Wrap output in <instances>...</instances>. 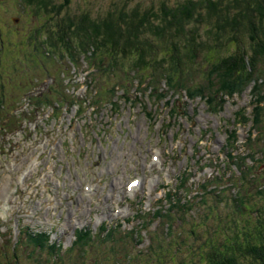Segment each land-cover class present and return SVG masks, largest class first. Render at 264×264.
<instances>
[{
	"label": "trees",
	"instance_id": "1",
	"mask_svg": "<svg viewBox=\"0 0 264 264\" xmlns=\"http://www.w3.org/2000/svg\"><path fill=\"white\" fill-rule=\"evenodd\" d=\"M22 3L23 9L57 19L54 32L44 40L62 55L75 57V52L79 51L84 56H95L106 52L113 63L121 60L125 65L129 60L136 72L154 74L163 71L169 85L175 87L186 86L185 80L182 81L184 76L188 77L185 71H197L195 67L186 69L188 64L205 58L209 71L204 72L200 67L197 74L205 82L201 89L212 92L208 104L213 107L218 100L216 95H220L222 101L225 97L232 99L235 93L241 94L264 74V0H186L172 7L164 4L159 10L138 6L118 10L119 5L115 4V10L100 17H92L88 12L69 15L66 6L54 4L52 0H23ZM244 35L251 40L250 50L245 47L247 42L242 40ZM110 67L116 70L114 65ZM151 76L150 84H157L155 75ZM202 90L195 93L203 95ZM223 104L219 102L217 109L221 110ZM260 177H255L251 185L260 183ZM238 189L230 197L217 198V202L229 203L234 205L236 212L241 211L239 222L231 216L224 220L234 233L233 241L220 245L217 235L209 238L207 231L202 246L197 242L200 232L193 229L185 237L196 238L195 243L200 248L196 255L174 254L177 248L174 243L167 244L164 249L163 245H158L154 255H149L159 261L155 264H185L183 261L192 264H264V188L258 192L259 200L252 205L250 203L256 197L244 195L239 185ZM168 198L171 202L172 198ZM243 226L248 228L242 230ZM88 241L92 242L90 238ZM201 246H209L210 250H202ZM160 247L162 252L157 256L155 253L159 254ZM163 250L165 254H162Z\"/></svg>",
	"mask_w": 264,
	"mask_h": 264
},
{
	"label": "rangeland",
	"instance_id": "2",
	"mask_svg": "<svg viewBox=\"0 0 264 264\" xmlns=\"http://www.w3.org/2000/svg\"><path fill=\"white\" fill-rule=\"evenodd\" d=\"M54 4H58V5H63L66 6V13L69 15H79L80 13L83 12H88L92 15V17H100L103 16L105 14H108V12L115 10V4H118V10L119 9H125L127 6L131 9L133 7L138 6L140 9H144V8H148V9H154V10H159L162 6L167 5L169 7L178 5L180 3L186 2V0H52ZM112 1V2H111ZM213 2L216 0H212ZM21 2H23V0H19V3H16V1L14 0H0V57L3 59H7L9 56L11 58H13V60L7 61L6 65H10L13 66L15 64L18 63V60H16V58H19V62L20 61H28V64H30V67L32 68L31 70L35 72L34 77L36 79H38L39 77L42 76V71L36 70V65L35 63H39L40 60H36V61H31L29 60L30 58H36V54L40 55L42 57H44V54L46 53V50L43 48L42 51L43 53H40V49L38 48L36 51H32L33 49V45L34 42L29 46L27 43L30 42L31 40L29 39V35H27V39L23 40L22 39H18L20 36H22L23 33V28L27 27V17H29L30 15H33L34 12L30 11V10H26L23 11L22 9H20L21 7L18 5ZM19 9H18V8ZM127 7V8H128ZM20 11L21 15L25 16V19L20 18ZM17 14L19 16H17ZM28 14V15H27ZM51 16V14H50ZM15 19H19L18 24L17 23H13V21ZM57 21L56 18L51 17H46L44 15L38 14L33 16L32 21H30L29 23H33V24H29L31 25V28L33 31H35L37 28H41L40 30V34L37 35V39L41 40L44 37H49V33L54 32L53 30H55V26L57 25L55 22ZM6 23L7 26H11L14 30L16 27H18V30L16 33L13 31H8L5 28H1L2 26H5L4 24ZM28 28V27H27ZM33 36H34V32ZM26 36V35H25ZM247 35H244L242 37V40L244 39V41H246L247 43H245V47H247L248 50H250V42L251 40H249L248 37H246ZM1 40L3 41V43L1 42ZM41 47V46H40ZM51 46H48L47 52H49V54H51L50 51ZM22 50H24L26 53H23ZM57 53L56 55L59 56V58L57 59L58 62L54 61L55 59L53 57L51 58H46V61H49L50 63H52L54 66V68H56L55 72L56 74L61 76L62 71H60V67L58 66L59 61H63L66 65H68V61L66 59V55H62L58 52H53ZM76 53V59L78 60L79 63L81 64H87V62L90 60V58L88 56H84L83 53L81 52H75ZM81 53V54H80ZM63 57H62V56ZM51 56V55H50ZM57 56V57H58ZM95 56H97L100 59H105L104 63L107 65V63L112 66H115V69L117 71H114L113 76H111L110 74H108V80H112V82L114 83L113 86L115 84H117L119 81H127V79L124 78V73L129 72V80L128 83L133 82L134 83V78L133 76L135 75L134 69L132 68V65L130 64V61L127 60V63H125V65L121 64V60H117L119 63H113L110 59V57L108 56V53L106 52H101V53H97L95 54ZM90 57H94L91 56ZM203 59H199L197 61L194 62V64L190 63L186 66V69H188L189 67H195L197 68L196 72H190V70L185 71L187 72V76H184V78H182V81L185 80V85L190 86L193 84V82L196 81V79L198 78V70L200 69V67L202 68V70L204 72L209 71V63L208 61H205ZM17 62V63H16ZM264 63V62H263ZM60 65V64H59ZM1 66H3V63L1 64ZM70 64L68 65V70L70 72ZM8 70L11 71V67L8 68ZM121 71V72H120ZM124 71V72H122ZM132 71V72H131ZM202 73V72H201ZM26 74V73H25ZM144 76H150V75H155L154 77L157 79L158 83L156 84L159 87H163L165 81L162 78H165V74L163 73V71H161L159 73V71L157 73H151L149 71H146L145 74H143ZM184 75V74H183ZM207 76V75H206ZM214 79H219L218 77L214 76ZM141 81V80H139ZM119 88H121V90H125V87L120 85ZM248 91H246L241 98L239 99V104L243 105L244 103H246L248 101ZM161 104V103H160ZM232 110H234V108H231ZM132 115H137V119L135 121V125H136V132L135 133H131L129 132L125 137L120 138V142H119V138L117 135H114V139L112 141H114V148L110 149L108 151V163L106 165H103L101 167V169L99 170L100 174H103L105 171L106 172H112V174L108 175L111 176L108 179L107 184L110 186V190L116 188V189H123L125 183L127 182L128 178H130L131 176L136 175V171L139 173H143L144 171V165L146 163V161L149 159L150 156V152L151 149L153 147V145H151L150 142H147V138L145 137L146 131L147 129L151 130V127L149 125V120L146 119L145 114H143L142 110L139 109V107L133 108L132 110ZM152 115H156V111L152 109ZM162 111V110H161ZM165 115H162L160 113V117L162 119L165 120V118H167V112L164 113ZM231 111L228 110L226 112V116H230ZM34 116L35 118L41 120V121H46L48 118V115H42L41 111L38 110L36 112H34ZM127 116L128 114H126L125 120H127ZM116 117V116H115ZM161 119V120H162ZM221 123V119H218L216 116H212L208 110L205 108H201V112L200 115L198 116V123H196L195 125V129L194 131L191 133V135H185V141L184 144L187 145V156L190 153V148L194 145H197L198 143V138H199V133L204 134V135H208L207 130H209L210 128H214L218 129L219 125ZM119 125V124H118ZM118 125L115 126L114 129L118 128ZM161 125V122L160 124ZM126 127H128L127 123H126ZM159 128V127H158ZM201 131V132H200ZM264 135V134H263ZM156 134H154V136L151 138L150 141L154 142V146L157 145V139H156ZM47 138L45 137L43 138L42 136H38L36 138V135H34L33 138L26 137L24 139L21 138H12V135H8V136H4V140L5 143L2 145L6 148V153L10 156H16L18 155L19 152L23 151V149H32L30 146H28L29 144H34L35 142H39L40 144L43 143H48L47 142ZM22 140V141H21ZM21 141V142H20ZM38 143V144H39ZM135 143H137V146L139 148H141L143 150V152L141 153L140 156L135 157L134 155V151L137 152L136 147H135ZM202 144H206V142H202ZM43 148L45 147L44 145L42 146ZM107 149V147L105 148ZM165 148L162 151V154H165L166 152ZM203 152H201L202 154ZM66 155V151L61 147V144H57V146L54 148V150L50 151L49 153H47V155L45 156L48 158H44L40 163H39V170L38 172H43L44 170V166L46 164V162L48 160L51 159L55 156L58 159H62L64 156ZM72 156V155H70ZM122 156H124L125 158L127 157V159L129 160V166L127 168L121 169V171H119V175H115L113 174L114 172V168L118 166V162H120V160L122 159ZM133 156V157H132ZM4 161V159L2 158L0 160V165L1 162ZM184 161L180 162V165H184ZM264 163V161H263ZM262 163V164H263ZM260 164V163H259ZM258 164V165H259ZM260 164V166L262 165ZM57 167V165H56ZM136 168V171L133 174H130L134 169ZM262 169H264V164L262 166ZM97 171V170H96ZM36 172V173H38ZM34 173V174H36ZM49 174V173H46ZM130 174V175H128ZM173 174V172H172ZM107 176V177H108ZM262 180L261 182H264V170L262 171V176H261ZM161 182L158 181V183L156 184L154 191H157V185ZM256 187H254L255 189ZM262 187L255 189L254 191H259ZM38 191H35V193ZM108 194V193H107ZM161 193L158 192V195L160 196ZM136 195H140V191H136V193H134V196ZM252 196H256V198L254 199V201L252 203H250V205L256 203L257 200H259V194L256 195V193H253ZM33 199V198H32ZM31 199V200H32ZM121 201V200H120ZM113 204H116V202L113 200L108 204H105V208H107L108 210H110L111 207H113ZM261 204V203H260ZM263 203L260 205L262 206ZM219 210L221 211L218 215H216V209H211L208 210L205 215H206V219L203 224L204 228L202 229V232L198 234V238H199V243H202L203 239L206 238L207 235H210L209 238H213L214 235H217V242L220 240V245L228 244L229 240L233 241V234L232 231L230 230V228H228L227 226H229V223H226V221H224L226 219V217H233V219H235V222H239L240 220V216L241 211L236 212L235 209H230L225 205H219ZM202 212V211H201ZM216 215V216H215ZM210 218V220H208ZM45 219L42 220V222L40 223V225L45 224ZM132 227L133 224H129L126 227ZM246 228H248V226H243L241 227L242 230H245ZM190 226H184L183 227V237L184 238H178V236H174L173 240H171V242L174 241V243L179 244L180 247L177 248L175 250L174 254H178L179 252L182 253V255H184L185 257H187L188 255H191V253H193V255L197 254V252L200 250V248H197L198 244L195 243V240H189L187 236L188 234L185 231L190 230ZM216 230H219L215 233ZM208 231V234L206 235ZM189 236V235H188ZM197 237V236H195ZM216 238V237H215ZM166 238H162L161 239V243L163 245V249L166 247L167 243H166ZM207 239V238H206ZM132 241H128L127 243H125L124 246L121 245V247H117L116 249L118 250V258H114V256H112L110 253H108V248L107 247H102V252L103 253H97L96 256L100 261V264H116L117 262H119L120 264H152V263H148V260H145L144 257H142L139 254L138 250H144L145 247H147L150 243L151 240L146 241L145 243H143L142 245H137L134 243H131ZM168 243H170L169 240H167ZM195 243V244H194ZM155 244H157V242H155ZM204 243H202L203 246ZM169 245H173L172 243H170ZM168 245V246H169ZM201 246V248H202ZM171 247H169L170 249ZM207 250L209 251L210 248L209 246L202 248V250ZM160 250V248H159ZM156 252L155 250L152 252V254ZM162 250H160L159 254L155 253V255L160 256L161 255ZM178 252V253H177ZM165 254V250H163V253ZM128 255L131 256L132 258H128ZM113 257V258H112ZM44 262V258H40L38 260V262L35 261H31L29 259H24L22 264H40ZM185 264H192L190 263V261H183ZM77 263V262H76ZM153 263H159L158 260H155ZM78 264H82V263H78ZM90 264H96V261H92L90 262ZM245 264H248V262H246Z\"/></svg>",
	"mask_w": 264,
	"mask_h": 264
},
{
	"label": "bare ground",
	"instance_id": "3",
	"mask_svg": "<svg viewBox=\"0 0 264 264\" xmlns=\"http://www.w3.org/2000/svg\"><path fill=\"white\" fill-rule=\"evenodd\" d=\"M95 52V51H94Z\"/></svg>",
	"mask_w": 264,
	"mask_h": 264
}]
</instances>
